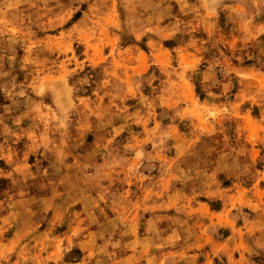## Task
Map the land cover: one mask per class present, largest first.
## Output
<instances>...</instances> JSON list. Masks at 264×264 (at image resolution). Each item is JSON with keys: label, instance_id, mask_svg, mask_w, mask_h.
I'll use <instances>...</instances> for the list:
<instances>
[{"label": "rangeland", "instance_id": "374dc122", "mask_svg": "<svg viewBox=\"0 0 264 264\" xmlns=\"http://www.w3.org/2000/svg\"><path fill=\"white\" fill-rule=\"evenodd\" d=\"M0 264H264V0H0Z\"/></svg>", "mask_w": 264, "mask_h": 264}]
</instances>
